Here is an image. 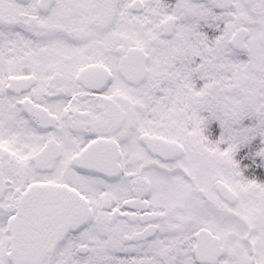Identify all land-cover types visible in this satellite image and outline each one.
Here are the masks:
<instances>
[{"label": "snow or ice", "instance_id": "1", "mask_svg": "<svg viewBox=\"0 0 264 264\" xmlns=\"http://www.w3.org/2000/svg\"><path fill=\"white\" fill-rule=\"evenodd\" d=\"M0 264H264V0H0Z\"/></svg>", "mask_w": 264, "mask_h": 264}]
</instances>
